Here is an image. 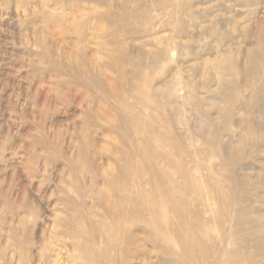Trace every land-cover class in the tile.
Masks as SVG:
<instances>
[{"label":"rangeland","instance_id":"rangeland-1","mask_svg":"<svg viewBox=\"0 0 264 264\" xmlns=\"http://www.w3.org/2000/svg\"><path fill=\"white\" fill-rule=\"evenodd\" d=\"M0 264H264V0H0Z\"/></svg>","mask_w":264,"mask_h":264}]
</instances>
